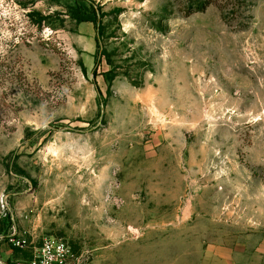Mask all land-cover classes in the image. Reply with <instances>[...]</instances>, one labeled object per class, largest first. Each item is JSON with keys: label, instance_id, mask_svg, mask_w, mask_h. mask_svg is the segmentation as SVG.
I'll use <instances>...</instances> for the list:
<instances>
[{"label": "rangeland", "instance_id": "obj_1", "mask_svg": "<svg viewBox=\"0 0 264 264\" xmlns=\"http://www.w3.org/2000/svg\"><path fill=\"white\" fill-rule=\"evenodd\" d=\"M12 224L17 259L264 264V0H0Z\"/></svg>", "mask_w": 264, "mask_h": 264}, {"label": "built area", "instance_id": "obj_2", "mask_svg": "<svg viewBox=\"0 0 264 264\" xmlns=\"http://www.w3.org/2000/svg\"><path fill=\"white\" fill-rule=\"evenodd\" d=\"M2 202L6 208L5 217L12 218L7 198L2 199ZM29 247L26 235L14 224L10 225L0 234V264H89L90 261L88 251L77 252L63 237L51 235L42 238L29 258L14 257V251H24Z\"/></svg>", "mask_w": 264, "mask_h": 264}, {"label": "crops", "instance_id": "obj_3", "mask_svg": "<svg viewBox=\"0 0 264 264\" xmlns=\"http://www.w3.org/2000/svg\"><path fill=\"white\" fill-rule=\"evenodd\" d=\"M141 257H139L138 255H136L135 257H134V261L136 262V264H142L143 263V261H146V259L145 260H143V253H141V255H140ZM138 258H140V259H138Z\"/></svg>", "mask_w": 264, "mask_h": 264}]
</instances>
